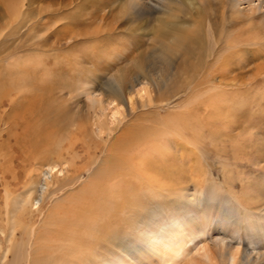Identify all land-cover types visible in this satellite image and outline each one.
<instances>
[{
	"label": "bare ground",
	"instance_id": "1",
	"mask_svg": "<svg viewBox=\"0 0 264 264\" xmlns=\"http://www.w3.org/2000/svg\"><path fill=\"white\" fill-rule=\"evenodd\" d=\"M24 1H21L22 5H25ZM94 1V11L99 10L89 13L88 25L92 27L100 15L106 24L103 22L105 26H96L85 33L84 42H101L92 47L91 57L96 65H103L108 71L116 67L117 72L104 83L91 82L89 86H83L88 92L87 97L93 100L89 113L91 125L95 126L92 131L97 137L90 135L92 143L100 144L106 130L111 129L108 118L111 106L119 108L120 104L132 100L130 96L138 84H151L154 89H149L159 93L158 96L150 95L151 90L143 86L155 104L153 108L157 115H161L159 109L164 104L169 105L180 94L192 95L194 99L188 107H183L184 110L171 111L166 117L152 116L134 121L122 130L114 143L105 147L103 166L97 172L93 170L88 180H83L84 171L80 167L75 170L74 178L50 189L52 181L63 180L67 168L81 156L77 154L75 143L66 145V133L75 127L76 117L68 119L60 107L54 108L51 103L39 105V100L23 96L25 91L29 93L26 86L8 84L0 78V183L4 187L0 192V264H152L145 255L150 251L161 252L164 264L264 262V227H256L261 226L260 221L251 220L253 222L246 225L244 232L238 224L227 219L228 212L216 221L212 206L204 201V196L188 193V182L168 181L173 165L178 168L186 164L189 171L185 173H189L192 180L199 182L201 176L207 180L202 146L209 135H216L218 139L223 133L222 110L227 95L224 97L226 91L222 92L221 87L228 84L227 73L231 70L226 63L220 65V57L213 62L219 48L213 27L207 25L204 33L187 27L172 30L167 24L176 26V21L164 20L161 16H167V10L173 8L163 0H131L130 5L120 0ZM187 1L191 8L195 7L193 0L177 3L185 5ZM17 8H7L13 17L8 28H20L0 33V62L12 60L25 68L32 65L31 57L45 61L47 56L43 52L56 48L48 45L50 39L41 33L44 22L31 20L33 16L21 18L20 22L16 19L21 13ZM29 13L33 14V11ZM174 18L178 19L177 16ZM108 19L114 20L115 24L107 22ZM126 22L129 25L124 29ZM147 44L149 50L145 52ZM235 45L233 42L229 47L235 48ZM25 47L29 54H18ZM182 52L185 56L180 55ZM186 54L192 58H187ZM23 57L28 61L16 62ZM57 58L55 71H59L64 63L66 69H77L78 64L70 58L69 52L59 53ZM142 60L148 64L142 65ZM174 62L180 65L173 66ZM6 66H0V75L14 70ZM178 73L187 80L177 79ZM112 112L115 114L116 111ZM25 127V132H32L37 139L31 148L19 146L21 135L13 133L14 128ZM80 134L86 135L85 129ZM4 136L15 141V145H10L11 151L15 148L21 151L20 161L15 165L18 169L13 167L14 159L9 161L1 152ZM218 141L220 143V139ZM183 152L188 154L187 161L177 158ZM65 164L68 167H64ZM77 184L78 192L68 193L62 203L56 202L58 192L64 186L74 190ZM204 184L198 183V187L206 192L208 188ZM165 199L179 200L180 205H185L186 213L163 219L158 208L153 212L149 210L150 203L155 206ZM46 200L55 203L44 209ZM34 206L36 210L31 209ZM35 213L41 216L38 220L34 218ZM153 221H157L155 227L151 224ZM138 222L148 224L141 227L146 228L144 233L148 235L144 246H134L131 240L132 234L136 235L133 230ZM207 228L218 236L212 239V244H204L193 253L192 240L200 232L205 234ZM104 240L109 245L102 244ZM127 245L134 248L126 250L121 257L117 249ZM98 253L102 258L94 261V256L100 258L96 256Z\"/></svg>",
	"mask_w": 264,
	"mask_h": 264
},
{
	"label": "rangeland",
	"instance_id": "2",
	"mask_svg": "<svg viewBox=\"0 0 264 264\" xmlns=\"http://www.w3.org/2000/svg\"><path fill=\"white\" fill-rule=\"evenodd\" d=\"M21 1L0 0V33L4 34L7 30L20 28L19 26L8 28L11 25L10 22L13 21V17L11 14L9 15L7 8L9 6L11 8L13 6L15 8L18 7L17 9L21 13L20 16L18 15L19 18L17 17L16 19L21 22V18L28 19L33 16L31 20H41V22H44L41 33H44V38L50 39L48 45H52L56 49L43 52V55L47 56L45 61H41L43 58L37 61L39 57H31V60H33L32 65H26L25 68L19 63L11 62L12 60H9V63L6 61L5 63L0 62V66L8 64L9 69H14L1 74L0 78L8 84L26 86V90H29V93L25 91L23 96L28 95V98L39 100V105L51 103L54 108L60 107V110L64 111L63 114L68 119L76 117L77 120L75 127H72L71 131L66 133V145L75 143L77 154L82 157L80 156L78 159H75L74 164L69 167L65 164L64 167H68V173L59 182H55L57 179L53 180L50 189L74 178L76 174L75 170L80 167L84 171L83 180H88L93 170L97 172L103 166L106 159L105 147L114 143L122 130L134 121L150 119L152 116L166 117L171 111H181L183 107H188L189 103L194 99L192 95L180 94L169 105L164 104L159 109L161 115H157L153 108L155 104L152 102L151 97H149V93L146 94L144 90L145 87L148 88L149 91L151 90L150 95L153 96L156 94L158 96L159 93L153 90L154 88L151 84V87L149 84H138L136 85V90H140H135L136 93L134 91L131 94L132 100L126 101L125 105L120 104L121 106H118L119 108L121 107L120 109L114 105L111 106L112 108L108 111L111 129L106 130L103 139L99 140L100 144L96 145L92 143L90 135L95 136L94 138L97 137L92 131L95 129V126L91 125L92 119H90L89 113L93 100L87 97L88 92L83 86H89L92 84L91 82L104 83L117 72L115 70L116 67L108 71L103 69V65L102 67L99 64L96 65L93 56L91 57L92 47L95 48V44L100 45L101 42L98 40L95 42H84L85 33L94 30L96 26H105L104 18L101 17L103 15H100L91 27L88 25L90 22L89 17H91L89 13L94 14L93 12L99 10L94 11L95 8L92 5L94 0H25V5H22ZM120 1L125 5H130L131 3V0ZM163 1L165 4L169 3L173 8L167 10V14H165L167 16H161L164 20L173 19L176 21V26L166 23L172 30L187 27L198 31L202 30L204 33L207 25L213 27L214 33L216 32V40L218 38L219 47L216 59L213 62L221 58L219 60L220 65L224 66L226 63V66L231 70L230 73H227L229 76L227 77L228 84L221 87L222 92H224V89L226 91V94L223 93L225 94L224 97L226 95L227 97L222 110L223 123L222 128H220L223 133L218 138L220 139V143H218L216 135H207L209 133L208 129V132L206 131L207 134L205 133V139L208 137L202 146L205 150L203 152V158H205L203 160V167L207 168L206 177L208 176V179L203 180L205 176H201L198 179L199 182L194 179L192 180V176L189 173H185L189 171L186 164L184 166L179 165L178 168L175 167L176 165H173L170 168L171 172L168 181L172 182L176 179L178 180V184L188 182L186 183L188 185V193L195 196H204V201L212 206V212L216 221L221 218L223 213L226 214L228 212L227 219L229 218L233 224H238L242 232H244L246 225L253 221L261 222V226H256L258 229L259 227H264V0H193L194 8H191L188 1L185 5L178 4L179 0ZM177 6L180 9H177ZM130 10L129 8L128 11L130 12ZM30 11H33V14L29 13ZM3 14L6 15L4 16ZM175 16L178 19L174 18ZM106 21L115 24L114 20L108 19ZM128 25L129 23L126 22L122 28L125 29ZM120 29L118 28V30ZM55 41H57V44H55ZM233 42L236 43V47L230 48L229 45ZM145 50V52L149 50V44L145 46ZM62 51L64 53L69 52L70 58L75 59L74 61L78 64L77 69H70L69 67L66 69L64 63L61 64L62 68L59 71H55L57 66L54 62L59 60L57 55L63 53ZM23 52L25 55L29 54L27 47L23 48L18 54ZM180 55L185 56L183 52ZM188 56L190 55L186 54L187 58H192ZM227 59L229 62L226 61ZM23 61L27 62L28 59L23 57L16 62ZM141 64L146 65L148 63L142 60ZM177 64L180 65L178 62H174L173 66ZM176 76L182 82L187 80L181 73L176 74ZM71 96H74V98L70 99ZM230 106H233V108L230 109ZM50 109L51 107L47 109L48 113H50ZM117 109L121 112L117 111ZM111 110L116 111L115 114ZM229 114H231L230 117ZM137 115H139L138 119H136ZM25 129L26 127L24 129L14 128L13 133L21 135L19 146L24 148L26 145L28 148H31L32 142L37 139L33 136L32 132L27 134ZM83 129H85V136L80 134ZM4 137L5 144L1 152L7 155L9 161L14 159L13 167L18 169L19 167L15 165L18 160L20 161L21 151L19 150V152L18 148L11 151L10 145H15V141L7 136ZM179 139L182 138L180 137ZM68 157L71 158L72 155ZM88 157L90 160H88ZM177 158L187 161L189 157L187 152H183L179 153ZM91 161H95V164H90ZM35 177L36 174H34ZM60 177H63V175ZM198 183H205L204 186L208 188L206 192L199 189ZM3 188L1 184V193ZM74 188L72 190L71 187L64 186L63 191L58 192L57 197L59 199L56 202L62 203L64 196L68 193L78 192V189H80L78 184ZM178 201H168V199H165L155 206L150 203L149 210L153 212L155 208H158L157 210H159L163 219L170 218L173 214L186 213L185 205H180ZM54 203L55 201L46 200L44 209L49 206L51 207ZM35 207L31 209L36 210ZM40 217V214L35 213L34 218L36 220ZM151 224L155 227L157 221H153ZM143 225L148 224L146 222L145 224L138 222L137 228L133 230V233H136V235L132 234L133 238H131L134 241V246L137 244L140 246L146 245L145 242L148 235L144 233L146 228H141ZM206 230L205 234L200 232L192 240L190 246L193 253L200 249L201 246L203 247L204 244H212V239L218 236L213 231L209 232V228ZM107 242L104 240L102 244H106ZM107 244L109 245V243ZM133 248V246L127 245L117 249V252L121 254V257H124V252L126 250L131 251ZM107 254L112 256V253ZM97 255L100 258L93 255L96 258L94 261L102 258L99 253ZM145 255L153 261L152 264H164L161 252L154 253L150 251ZM98 264L101 263L99 262ZM259 264H264V262Z\"/></svg>",
	"mask_w": 264,
	"mask_h": 264
}]
</instances>
